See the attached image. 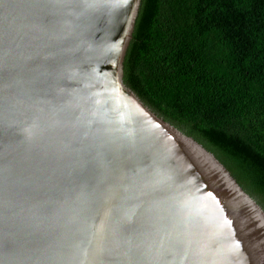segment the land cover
<instances>
[{"label": "water", "instance_id": "1", "mask_svg": "<svg viewBox=\"0 0 264 264\" xmlns=\"http://www.w3.org/2000/svg\"><path fill=\"white\" fill-rule=\"evenodd\" d=\"M141 0H0V264H264V210L124 82Z\"/></svg>", "mask_w": 264, "mask_h": 264}, {"label": "trees", "instance_id": "2", "mask_svg": "<svg viewBox=\"0 0 264 264\" xmlns=\"http://www.w3.org/2000/svg\"><path fill=\"white\" fill-rule=\"evenodd\" d=\"M123 80L264 210V0H141Z\"/></svg>", "mask_w": 264, "mask_h": 264}, {"label": "rangeland", "instance_id": "3", "mask_svg": "<svg viewBox=\"0 0 264 264\" xmlns=\"http://www.w3.org/2000/svg\"><path fill=\"white\" fill-rule=\"evenodd\" d=\"M157 114V113H156Z\"/></svg>", "mask_w": 264, "mask_h": 264}]
</instances>
